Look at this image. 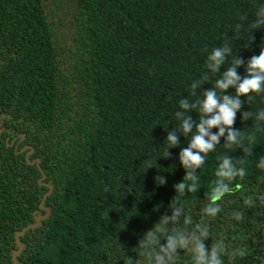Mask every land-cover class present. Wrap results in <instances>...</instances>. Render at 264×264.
Returning a JSON list of instances; mask_svg holds the SVG:
<instances>
[{
  "label": "trees",
  "instance_id": "obj_1",
  "mask_svg": "<svg viewBox=\"0 0 264 264\" xmlns=\"http://www.w3.org/2000/svg\"><path fill=\"white\" fill-rule=\"evenodd\" d=\"M261 5L264 0H0V264H13L16 233L46 208L53 213L41 227L19 237L25 246L19 263L139 259V239L171 215L174 185L185 175L178 157L189 137L162 158L164 127H179V101L195 99L190 85L206 71L213 48L232 45L221 72L236 54L247 61L264 48V28L254 31L250 46L247 31L233 33L239 17L248 16L247 27ZM238 72L243 76L245 68ZM218 78L210 74L198 93ZM241 99V112L264 108V94L249 104ZM234 127L250 133L256 124L238 113ZM256 135L247 174L233 181L243 187L210 221L227 243L249 247L235 264L264 259V205L243 204L246 195L264 194L258 182L264 170L256 167L264 132ZM225 152L221 144L207 156L198 192L177 196L194 222L216 178V157ZM227 154L243 156L239 149ZM149 162L153 168L146 169ZM156 176L167 183L158 185ZM233 211L244 219H230ZM181 255L179 264H187Z\"/></svg>",
  "mask_w": 264,
  "mask_h": 264
},
{
  "label": "clouds",
  "instance_id": "obj_2",
  "mask_svg": "<svg viewBox=\"0 0 264 264\" xmlns=\"http://www.w3.org/2000/svg\"><path fill=\"white\" fill-rule=\"evenodd\" d=\"M239 21L233 33L235 35L242 30L247 31L246 46H250L255 39L254 31L264 28V5L258 7L255 20L247 27V15H241ZM231 54L232 45L228 42L211 50L204 65L206 71L190 85V95L195 99L183 98L179 101V110L175 112L179 127L170 131L167 126L164 127L167 133L164 143L167 147L162 158H170L169 150L180 147L181 136L189 137L187 147H180L178 157L185 175L181 182L174 185L177 195L169 207L171 215H162L143 234L136 249L140 250L139 259L125 257V264H179L181 253L189 257L187 264H235L238 258L243 259L250 254L249 247L230 245L225 232L214 234L210 227V221L222 211L221 202L232 195L234 189L243 187L241 184L234 185L233 181L245 178L248 160L253 156L256 134L264 132V108L256 113L241 112L244 106L242 97L249 104L256 95L264 94V48L260 47L259 54L252 55L247 61L236 54L229 66L221 72ZM241 67L245 68L243 76L238 72ZM210 74H219V78L211 89L198 93V89L208 83ZM230 89L234 93H229ZM192 112L198 114V120L193 119L190 114ZM238 113H241L242 121L253 119L255 131L246 133L234 127ZM221 144L226 152L216 157L219 161L215 170L216 178L212 181L210 191L205 194L206 202L201 209L200 219L194 222L191 213L186 212L185 206L178 203L177 196L198 192V170L204 166L207 156ZM238 149L242 150V157L234 158L227 154L228 151ZM256 167L264 170V156L259 157ZM149 168H153L151 162L146 166V169ZM154 179L161 186L167 183L163 176H156ZM258 182L264 183V176L258 177ZM257 201L264 205V194L246 195L243 204L248 208H255ZM106 215L109 216V213ZM230 219L241 221L244 213L233 211ZM231 239L236 240L237 237L233 236ZM208 241H211L210 244ZM261 264H264V259Z\"/></svg>",
  "mask_w": 264,
  "mask_h": 264
},
{
  "label": "water",
  "instance_id": "obj_3",
  "mask_svg": "<svg viewBox=\"0 0 264 264\" xmlns=\"http://www.w3.org/2000/svg\"><path fill=\"white\" fill-rule=\"evenodd\" d=\"M50 191L48 193L51 194L53 187L50 185L49 186ZM46 213L44 215L38 216L36 217V222L32 225H28L27 227H25L21 232H17L15 235V239H16V246H17V250H15L14 252H12V260H13V264H21L18 262L17 257H19V255L21 254L22 250L24 249V244L21 243L20 238L19 237H23L25 235V233L31 229V228H37V227H41L43 220L47 219L48 217H50L53 213L52 209L50 208H46Z\"/></svg>",
  "mask_w": 264,
  "mask_h": 264
}]
</instances>
